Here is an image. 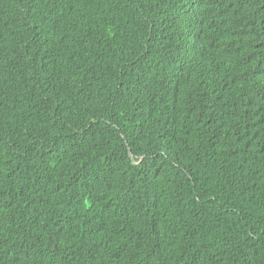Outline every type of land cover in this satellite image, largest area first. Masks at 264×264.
<instances>
[{
    "label": "trees",
    "instance_id": "1",
    "mask_svg": "<svg viewBox=\"0 0 264 264\" xmlns=\"http://www.w3.org/2000/svg\"><path fill=\"white\" fill-rule=\"evenodd\" d=\"M0 264H264V0H0Z\"/></svg>",
    "mask_w": 264,
    "mask_h": 264
}]
</instances>
